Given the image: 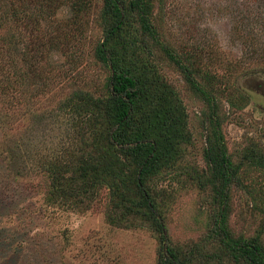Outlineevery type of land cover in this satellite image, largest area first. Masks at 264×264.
I'll use <instances>...</instances> for the list:
<instances>
[{
    "label": "trees",
    "instance_id": "obj_1",
    "mask_svg": "<svg viewBox=\"0 0 264 264\" xmlns=\"http://www.w3.org/2000/svg\"><path fill=\"white\" fill-rule=\"evenodd\" d=\"M35 2L0 0V103L19 101L35 77H43L46 56L82 33L91 7V0H54L68 5L73 18L53 33L40 25L52 11L42 3L32 8ZM151 10V0H102L103 38L93 55L108 75L101 94L72 92L56 106L70 119L74 142L48 162L47 198L85 212L106 189L105 220L147 229L156 239L155 264H264V217L256 219L264 208L241 177L245 165L264 169V143L245 135L228 145L227 114L211 75L201 77L193 61L164 42ZM163 67L180 74L185 97ZM186 91L203 102L197 128ZM178 181L200 190L209 210L204 235L192 241L171 239L161 212ZM248 219L256 220L254 227Z\"/></svg>",
    "mask_w": 264,
    "mask_h": 264
},
{
    "label": "rangeland",
    "instance_id": "obj_2",
    "mask_svg": "<svg viewBox=\"0 0 264 264\" xmlns=\"http://www.w3.org/2000/svg\"><path fill=\"white\" fill-rule=\"evenodd\" d=\"M40 3L44 11H52L40 17L42 30H66L64 24L73 18L70 7L57 6L54 0H36L31 7ZM151 4L164 42L193 61L201 77L211 75L227 114L223 133L228 145L233 147V141L245 135L264 143V0ZM90 6L81 21L82 33L63 40L42 62L47 69L43 77H35L36 83L23 90L19 101L0 103V264H155L156 239L147 229H126L105 220L106 189L85 212L47 198L48 162L74 142L70 119L56 106L72 92L101 94L108 75L93 55L103 38L102 0H91ZM163 73L185 97L180 74L167 67ZM186 93L185 104L197 128L203 102ZM241 174L242 182L255 188L252 193L258 191L256 204L264 208V169L245 165ZM180 182L172 183L173 198L161 212L171 239L192 241L204 235L209 210L200 190ZM259 217L263 220L264 215ZM255 222L248 219L251 227Z\"/></svg>",
    "mask_w": 264,
    "mask_h": 264
}]
</instances>
